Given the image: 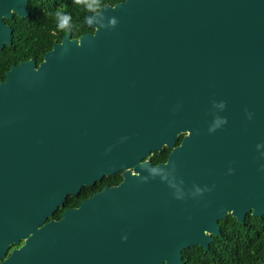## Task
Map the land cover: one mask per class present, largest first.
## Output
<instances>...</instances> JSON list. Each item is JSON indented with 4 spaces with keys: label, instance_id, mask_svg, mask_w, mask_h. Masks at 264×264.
<instances>
[{
    "label": "water",
    "instance_id": "water-1",
    "mask_svg": "<svg viewBox=\"0 0 264 264\" xmlns=\"http://www.w3.org/2000/svg\"><path fill=\"white\" fill-rule=\"evenodd\" d=\"M27 1L0 0V47ZM86 24L0 83V264H185L220 221L264 217V0H125Z\"/></svg>",
    "mask_w": 264,
    "mask_h": 264
},
{
    "label": "flooded vegetation",
    "instance_id": "flooded-vegetation-1",
    "mask_svg": "<svg viewBox=\"0 0 264 264\" xmlns=\"http://www.w3.org/2000/svg\"><path fill=\"white\" fill-rule=\"evenodd\" d=\"M11 4L21 8L22 0L11 2ZM85 4H77L76 0H28L24 7V11L27 12L25 16L20 15L16 9H11V17L4 16L3 18V23L9 27L10 33L9 40H3V46L0 47V83L6 80L7 73L13 66L34 61L38 67L45 60L46 55L55 48V45L61 44L67 35L70 34L72 39H77L85 34L94 33L95 30L86 24V19L88 14H96L97 10L89 11ZM61 16L70 17L69 24L65 29L60 27ZM1 68L4 69V72ZM183 137H180L177 145L181 144ZM168 150L170 155L172 149ZM151 157L148 160L151 161ZM168 157L165 161L156 164L151 161V163L154 165L165 163ZM119 174L122 177V174ZM120 183L109 187L117 186ZM69 197L64 207L56 212V214L59 213V217H53L50 220L59 221L66 210L80 207L82 202L87 199L84 198L81 191L75 195L77 197L76 203L69 206Z\"/></svg>",
    "mask_w": 264,
    "mask_h": 264
},
{
    "label": "trees",
    "instance_id": "trees-1",
    "mask_svg": "<svg viewBox=\"0 0 264 264\" xmlns=\"http://www.w3.org/2000/svg\"><path fill=\"white\" fill-rule=\"evenodd\" d=\"M125 0H98L97 12L106 5H116ZM87 6V7H86ZM88 9L87 3L85 4ZM88 31V30H87ZM4 72V69L1 68ZM169 155L166 149L163 153H155L151 157L153 163L165 161ZM122 181L120 174L105 177L102 182L94 187H85L82 190L84 198L103 190L105 186L115 185ZM77 197L70 196L68 205L73 206ZM57 213L54 218H58ZM221 234L215 236V241L210 244L209 250L194 246L183 251L185 264H264V217L247 215L245 224L239 223L236 218L229 216L220 221ZM19 246H15L16 248Z\"/></svg>",
    "mask_w": 264,
    "mask_h": 264
},
{
    "label": "clouds",
    "instance_id": "clouds-1",
    "mask_svg": "<svg viewBox=\"0 0 264 264\" xmlns=\"http://www.w3.org/2000/svg\"><path fill=\"white\" fill-rule=\"evenodd\" d=\"M76 3L77 4L87 3L88 10L89 11H94V10H96V7L98 5V0H76ZM69 20H70V17H68V16H61V19H60V27L62 29L67 28V26L69 24ZM116 21H117V19L115 17H113L112 18V22L115 24ZM212 131H214V129ZM124 239L126 240L127 237L125 236Z\"/></svg>",
    "mask_w": 264,
    "mask_h": 264
}]
</instances>
